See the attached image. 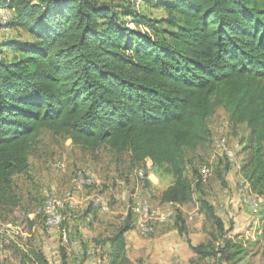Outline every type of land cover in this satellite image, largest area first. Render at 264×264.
<instances>
[{"label":"trees","instance_id":"obj_1","mask_svg":"<svg viewBox=\"0 0 264 264\" xmlns=\"http://www.w3.org/2000/svg\"><path fill=\"white\" fill-rule=\"evenodd\" d=\"M141 2L165 16L138 10ZM1 9L9 14L4 22L0 15V27L29 37L0 40V212L18 206L14 177L28 172L42 131L83 149L128 153L132 164L166 166L174 180L160 200L191 203L186 153L210 139L216 105L230 124L249 128L240 173L264 197V0H0ZM199 202L222 242L217 249L192 244L177 212L190 250L200 259L240 261L247 249L224 235L208 201ZM132 229L128 213L106 237V264H130L125 233ZM25 259L48 264L34 248L20 264Z\"/></svg>","mask_w":264,"mask_h":264},{"label":"rangeland","instance_id":"obj_2","mask_svg":"<svg viewBox=\"0 0 264 264\" xmlns=\"http://www.w3.org/2000/svg\"><path fill=\"white\" fill-rule=\"evenodd\" d=\"M136 8L155 17L165 16L161 8L147 6L143 2ZM9 37L26 39L29 36L18 29L0 27V40H9ZM5 55L11 56L12 51H6ZM207 124L210 139L197 150L186 153V174L194 186V194L193 201L185 206V217L189 214L193 216L192 223L197 224V227H189L186 219H183L184 233L187 235L191 230L196 231L200 234L196 244L212 243L215 249L220 248L222 237L216 232L215 223L212 219H207L200 210L199 200L205 199L222 221L224 235L241 242L247 249V255L233 264H264V200L258 207H251L249 201L253 192L245 187L240 173L241 161L247 156L243 147L249 141L250 130L244 124H230L226 110L220 105L214 107ZM220 135L226 137L228 148L234 155L232 163L213 149V141ZM226 163L228 169L224 172ZM204 164L210 166L211 174L198 189L196 177ZM139 166L144 167L149 177L148 191L151 198L155 202L160 201L161 192L174 180L172 172L166 166L153 167L149 160L132 164L128 153L115 155L105 145L95 151L83 149L65 135L40 132L38 144L29 157L28 172L14 177L18 206L11 214L0 212V264H20L22 253L25 254L32 248L41 251L48 264H63V249L66 262L71 263L74 253L68 250V254L66 248L73 247L74 239L79 240L77 250H81L84 242L87 243L90 238L92 242L96 240L101 245L128 214L129 194L135 183L134 170ZM79 170H84L99 183L84 187L75 194L77 209L66 212L64 221V225L70 228V241L65 243L61 241L58 228H49L43 224L40 209L45 193L53 198L63 199L64 193L70 188L72 177ZM117 181L124 183L119 184ZM93 195L106 200L109 205L107 212L102 213L88 206V198ZM88 214L98 220L95 227L98 235L90 227L92 223L86 219ZM74 223L77 224L76 228L83 226L86 232H74ZM71 250L75 251L73 248ZM137 257L143 262L142 255ZM25 261L26 264H33L26 259ZM202 264L231 263L221 262L217 255L215 258L208 257Z\"/></svg>","mask_w":264,"mask_h":264},{"label":"built area","instance_id":"obj_3","mask_svg":"<svg viewBox=\"0 0 264 264\" xmlns=\"http://www.w3.org/2000/svg\"><path fill=\"white\" fill-rule=\"evenodd\" d=\"M131 1L139 3V0ZM8 14L6 10H0L3 22ZM213 149L215 153L220 154V156H223L227 161L232 163L234 155L228 148L227 140L224 135L217 136V138L214 139ZM210 174L211 168L207 164H204L199 170V176L202 182L205 181ZM134 177L135 183L131 186L129 194L128 213L131 214L133 230L137 231V233L143 237H149L154 232L157 225L169 222L176 217L177 212L181 208V204L162 202L161 200L155 202L148 191L150 181L144 167H136L134 170ZM94 183L98 184L99 182L97 179L89 176L84 170H79L72 177L70 188L64 193L63 199L53 198L48 193H45L43 204L40 209L42 222L46 227L58 228L61 241L66 243L70 239V228L64 225V221L67 217L66 212L69 210L73 212L77 209V205L74 202L75 194L82 188L91 186ZM117 183L123 184L124 182L117 181ZM245 187L248 188L246 183ZM252 196L253 197L249 201L251 207H258L262 200H264V197L257 194L253 193ZM87 203L93 210L102 213L109 210L108 203L99 195L90 196ZM72 245L78 248L79 240L74 239Z\"/></svg>","mask_w":264,"mask_h":264},{"label":"crops","instance_id":"obj_4","mask_svg":"<svg viewBox=\"0 0 264 264\" xmlns=\"http://www.w3.org/2000/svg\"><path fill=\"white\" fill-rule=\"evenodd\" d=\"M185 206L186 204H183L180 208L182 218L184 220L186 219V223L189 227H197V224L192 223L193 216L189 214L187 218L185 217ZM86 219L92 223L90 227L93 228V232L96 233L95 227L98 224V220H95L91 214L86 215ZM76 226L77 224L74 223V232L79 231L78 234L86 232L83 226H79L78 228H76ZM98 234L99 232L96 233V235ZM110 235L111 233L108 236ZM199 235V233L193 230L189 231L187 235L185 234L192 244H196ZM105 240L106 239H104L103 243L100 245V242L96 240L92 242L90 238L87 243L84 242V246H82L81 250H77L78 248L74 246L72 248L75 251H72V248H66L67 253L68 250L74 253V260L71 263L66 262V257L65 264H106V252L109 244ZM129 251L131 255H129ZM139 254L142 255L143 262L138 260L137 255ZM125 256L130 264H202L203 260H205L200 259L192 252L185 241L184 235L179 234L176 225V217L169 222L157 225L154 232L149 237H143L133 229L126 232Z\"/></svg>","mask_w":264,"mask_h":264}]
</instances>
